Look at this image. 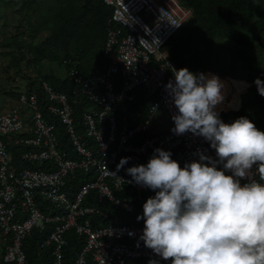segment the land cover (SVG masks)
Listing matches in <instances>:
<instances>
[{
  "label": "built area",
  "instance_id": "2783aa9c",
  "mask_svg": "<svg viewBox=\"0 0 264 264\" xmlns=\"http://www.w3.org/2000/svg\"><path fill=\"white\" fill-rule=\"evenodd\" d=\"M101 1L111 9L103 71L83 76L68 60L70 92L40 76L18 92L16 107L0 113V264H30L25 245L33 233L40 260L34 264H67L70 230L82 239L70 264H172L141 239L145 225L137 217L155 192L127 169L147 165L157 148L170 151L181 168L199 161V152L219 159L203 137L172 131L178 109L166 85L175 83L178 69L164 45L193 9L182 0ZM246 82L232 111L241 107ZM139 94L149 99L142 117L116 113ZM223 112H217L222 121ZM122 158L130 159L118 169ZM252 179L264 183L255 165L240 183Z\"/></svg>",
  "mask_w": 264,
  "mask_h": 264
},
{
  "label": "clouds",
  "instance_id": "9594fccd",
  "mask_svg": "<svg viewBox=\"0 0 264 264\" xmlns=\"http://www.w3.org/2000/svg\"><path fill=\"white\" fill-rule=\"evenodd\" d=\"M172 71L175 83L166 85L178 109L172 131L203 137L219 159L199 152V161L181 168L170 151L157 148L147 165L127 169L136 184L155 192L137 217L145 225L141 239L172 264H264V183H240L254 165L264 181V132L246 117L231 124L219 118L215 108L223 96L217 76ZM255 84L264 96V81Z\"/></svg>",
  "mask_w": 264,
  "mask_h": 264
},
{
  "label": "trees",
  "instance_id": "16d2710c",
  "mask_svg": "<svg viewBox=\"0 0 264 264\" xmlns=\"http://www.w3.org/2000/svg\"><path fill=\"white\" fill-rule=\"evenodd\" d=\"M182 3L191 7L193 14L179 32L166 42L164 50L178 70L187 68L194 74L203 73L205 76L208 71H204L210 70L221 76L243 81L244 87L248 81L250 86L241 95L240 109L225 114L231 122L246 117L259 131L264 132V96L258 93L255 84L256 79L264 81V68L257 56L258 49L264 51V0H182ZM0 5L12 7L22 14L23 18L19 20L30 29V38L47 33L39 42L30 41L27 50L21 49L22 34L18 32L0 41L4 47L19 50L18 56L11 54L10 66L16 72H19L22 61L29 68L49 59L52 63L64 66L66 73L60 77L48 74L41 77L53 86L70 92L67 72L71 63L68 60L76 61V67L83 76L103 71L109 62V56L103 50V42L111 9L101 0H0ZM250 23L253 25L251 33L247 30ZM21 25L22 23L18 27ZM215 37L225 38L228 42L218 43ZM205 40L208 48L200 45V42L206 43ZM257 40L261 41V45L256 44ZM228 47L235 49L236 61L233 59L230 64L226 62V67L219 69L211 60L203 68L205 63L201 56L204 52L210 53L209 48H215V52L220 54L226 52ZM25 54H29V57H24ZM258 73L263 75L258 77ZM33 84L29 81L28 86ZM10 95L16 98L18 92H10ZM148 102V98H142L139 94L131 102L116 106L115 111L118 115L134 111L139 113L140 118L144 115ZM216 107L220 111L227 109L223 100ZM234 107L235 105L228 104V108ZM106 210L112 214L113 219L116 212L110 207ZM66 238L68 243L65 259L70 264L82 246V239L72 230L66 234ZM25 248L30 264L40 262L36 256L34 233L27 238Z\"/></svg>",
  "mask_w": 264,
  "mask_h": 264
},
{
  "label": "rangeland",
  "instance_id": "374dc122",
  "mask_svg": "<svg viewBox=\"0 0 264 264\" xmlns=\"http://www.w3.org/2000/svg\"><path fill=\"white\" fill-rule=\"evenodd\" d=\"M20 18H23L22 14L17 13L14 8L0 5V41L4 37H10L18 32L19 34H22L20 44L23 46V48L21 49L27 50L30 41L39 42L47 33L45 32L42 34L39 32V36L30 38L28 35L31 33L30 29L26 28V23L21 22V20H19ZM20 23H22V25L18 27ZM242 29H244V27H242ZM247 30H249V33H251L253 30V25L251 23L247 27ZM215 40L218 43L221 42L222 44L228 42L225 38L221 37H215ZM256 44L261 45V41L257 40ZM200 45H203L204 48H208L207 41L206 43L200 42ZM209 49L211 50L210 53L204 52V54L201 56L205 63L203 68H206L207 63H209L211 60L214 61L213 64L215 67H218L219 69H224L226 67V62L230 64L233 59L235 61L237 60L235 49L232 47L226 48V52H221L220 54L215 52V48ZM6 52L10 53L7 54ZM11 54L18 56L19 50L16 48H7L0 44V113H4L17 106L16 98L11 96L10 92L17 93L23 91L29 81L37 79L43 74H48L52 77H60L64 76L66 73L64 66L54 62L52 63L49 59L44 60V62L39 65H33L29 68H26L25 61H22L20 63V69L18 70L19 72H16L14 67L10 66L12 59ZM257 56L261 60L262 66L264 68V51L258 49ZM24 57L28 58L29 54H25ZM212 72L213 71H210V73L208 72L206 76L211 77L212 75H215L221 81V94L223 96V102L226 103L227 107V109H224L226 112H223L222 115L223 122L226 124H231L232 122L227 119L225 113L232 111L230 108H228L229 103L233 105L238 103V93L240 88L244 87V82L240 80H234L230 76H221ZM258 77H260V73H258ZM215 111L219 112L220 110L216 107ZM158 120L165 121V126L168 124V118L164 114L158 115Z\"/></svg>",
  "mask_w": 264,
  "mask_h": 264
},
{
  "label": "crops",
  "instance_id": "0c3cea01",
  "mask_svg": "<svg viewBox=\"0 0 264 264\" xmlns=\"http://www.w3.org/2000/svg\"><path fill=\"white\" fill-rule=\"evenodd\" d=\"M207 71L210 72V70H205L204 73H206ZM214 73H215V72H214ZM217 74H218V73H217ZM218 75H221V74H218ZM223 76H224V75H223ZM142 98H146V97H145L144 95H142ZM160 114H162V112H159V113L157 114L156 117L158 118V115H160Z\"/></svg>",
  "mask_w": 264,
  "mask_h": 264
},
{
  "label": "bare ground",
  "instance_id": "6f19581e",
  "mask_svg": "<svg viewBox=\"0 0 264 264\" xmlns=\"http://www.w3.org/2000/svg\"><path fill=\"white\" fill-rule=\"evenodd\" d=\"M210 73V72H209ZM212 73H214V72H212Z\"/></svg>",
  "mask_w": 264,
  "mask_h": 264
}]
</instances>
